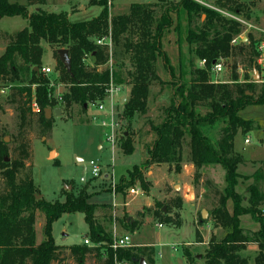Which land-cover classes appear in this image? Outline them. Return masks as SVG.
<instances>
[{
    "label": "trees",
    "instance_id": "trees-1",
    "mask_svg": "<svg viewBox=\"0 0 264 264\" xmlns=\"http://www.w3.org/2000/svg\"><path fill=\"white\" fill-rule=\"evenodd\" d=\"M215 1L217 7L196 0L132 3L127 13L110 15L108 0H96L92 3L102 6L97 16L71 22L65 12H49L40 7L28 12V5L39 6L45 0H26L25 3L0 0V19L21 16L27 21V26L15 33L0 31V38L6 41L0 54V87L8 90L6 101L12 103L18 112L19 129H23L29 118L35 116L42 134L51 130L54 121L53 117L45 118V108L53 110L59 106L71 113L72 107L78 105L85 113L90 104L105 99L110 83L128 88L123 117L130 119L135 114L145 115L149 110L150 86L159 81L157 61L160 59L163 67L169 62L162 38L171 27L179 34L181 22H184L182 40L190 45L193 56L198 60L204 59L205 64L203 67L194 66L193 59H190L187 82L175 79L170 73L172 78L168 83L172 93L168 104L158 108L156 121L151 117L145 119L152 134L150 144L141 143L146 156L139 166L134 165L129 171V181L124 183L123 176L120 177L116 191L122 192L136 180L143 189H147L140 178L141 167L167 163L174 164L177 172L182 161V148L186 144L189 148L187 161L194 166L195 180L200 177L199 169L205 164H218L225 172L224 192L220 193L211 211L214 224L223 228L225 233L220 239L211 236L204 264H249L247 256L241 252L250 243L257 246L254 264H264V213L257 208L264 203V163H260L252 174L253 182L247 186L249 206L243 207L235 186L240 176L237 167L245 164L246 160L234 149L235 135L254 129L252 120L241 117L239 112L252 104L264 105V83L257 85L249 81L248 75L251 67L258 69L254 60L259 53L258 45L264 39H256L247 33L246 41L239 38L232 44L231 41L242 34L243 25L219 10L224 7L227 12L247 18L248 7L239 0ZM42 41L54 47L56 58L57 49L68 50L70 71L57 58L56 67L60 75L54 83L42 72ZM223 57L234 59L231 82L211 81L209 71L213 63ZM236 57L243 65L242 73L236 71ZM87 58L90 62L86 61ZM177 66L181 74L184 65L180 57ZM241 76L242 81L239 80ZM58 83L64 85V91L57 96L53 90ZM33 103L36 110L32 108ZM219 123L222 125L219 135L212 141L203 129ZM21 132L19 130L16 136L18 143L14 151L17 155L8 162L4 159L9 151L8 143L4 141V135H0V177L3 182L0 191V264H63L68 259L71 264H86L88 257L95 259L94 264H138L140 258H144L147 264H154L153 246L112 249L113 235L98 217L107 221L112 218L118 220L122 228L129 231L138 228L143 223L142 219L137 217L133 221H125L113 217L111 205L88 201L93 193L84 191L76 196L66 193L63 201L36 198L39 193L31 173L23 172L25 160L30 157V147ZM118 144L124 154L134 150L131 133L122 136ZM228 199L232 202L231 213L226 208ZM181 203L182 198L175 195L164 202L155 201L145 210L148 214L155 213L159 224L172 222L179 225L180 219L174 218L171 207ZM37 211L44 215V238L38 243L34 228ZM75 212L84 214L92 245L55 244L53 222L64 213ZM243 214H250L259 224L258 230L252 231L250 237L239 224V216ZM136 215L141 216V213L138 211ZM203 222L200 217L198 224ZM201 241L198 233L197 242ZM101 245H104L105 252ZM185 256L187 263L192 264L187 249Z\"/></svg>",
    "mask_w": 264,
    "mask_h": 264
},
{
    "label": "rangeland",
    "instance_id": "rangeland-1",
    "mask_svg": "<svg viewBox=\"0 0 264 264\" xmlns=\"http://www.w3.org/2000/svg\"><path fill=\"white\" fill-rule=\"evenodd\" d=\"M18 1L26 2V0ZM111 1L112 5L108 7L109 14L116 15L127 13L132 3H150L156 0ZM239 1L245 7H248L247 18L243 17L242 14L239 15L246 23V25H243L244 30L241 34V41H246V38L243 37H246L247 33H251L256 39H264V0ZM92 2H96V0H45V3L39 6L28 5L27 9L29 13L35 11L38 7L49 12H65L71 22H77L89 20L100 13L102 6ZM202 3L217 7L215 0H202ZM225 7H228V5ZM220 9L227 11L224 7ZM183 25L184 22H181L182 29L179 34L178 31L171 27L169 32L162 38L163 49L168 56L169 62L168 66L163 67V62L160 59L157 61L159 81L153 82L150 86L149 110L147 111L150 113L148 114L149 116H146L147 113L145 115L135 114L130 119L122 116L128 88L121 86L118 92L113 95H107L102 101L105 104V109L102 113L96 112L90 106L85 113L81 112L78 105L72 107L71 113L61 109L59 115L51 114L50 117H53L54 120L52 128L46 134H42L36 124L35 116L29 118L23 129H19L18 112H16L12 103L6 101L8 90L0 87V102L2 103L0 135L8 138L6 143H8L9 148L8 155L4 158L5 161L8 162L17 155L14 151L18 143L16 142V136L19 130L20 132L22 131V137L29 142L30 147V157L25 160L26 167L23 172L30 171L33 183L41 197L51 202L55 200L63 201L66 193L76 196L81 191H84V193L92 191L95 194L88 198V201H116V205H111L112 216L114 214L125 221H133L138 217V219L143 220V223L134 231H129L119 229L122 226L118 220L112 218L107 221V219H102L99 212H97L96 214L100 216L98 217L99 220L102 221L113 236L117 234L126 235L132 244L151 243L155 251V264H188L185 256L186 249L192 257V264H204V254L211 236L215 239H220L225 233V230L214 224L211 218V211L217 204L220 193L224 192L225 172L218 164H205L199 169L200 177L195 180L194 166L193 169H190L189 165L191 163L187 161L189 148L186 144L183 145L182 161L179 163V170L177 171V173L181 172L179 178L181 189L174 190L172 184L177 183V180H172L174 176L169 178L167 176V172L176 173L174 164H152L140 169V178L143 179L147 189H143L136 180L129 187L124 188L122 192L116 191L120 177L123 176L124 183L129 181V171L134 165L139 166L146 156L141 143L148 142L150 144L152 134L148 131L149 126L145 119L146 117H151L156 121L159 114L158 108L168 104L172 93V88L168 81L172 76H175V79L187 82L189 78L188 61L193 59L194 66L197 65L198 59L193 56L190 45L182 40L184 35ZM25 26H27V21L21 16L3 17L0 19V31L3 33L12 34ZM5 42L4 39L0 38V54ZM41 46L43 48L42 67L48 66L51 68L47 75L51 78V82L54 83L60 75L55 63L57 58L55 55L53 56L54 47L44 41L41 42ZM179 57L184 65L181 74L177 66ZM235 59L237 63L236 71L237 73H242L243 65L241 60L239 57ZM86 61L90 62V59L87 58ZM218 61L222 63V71L215 73L210 70L209 79L216 82H231L234 59L223 57L219 58ZM109 65L111 64L109 63ZM170 65L171 67H169ZM254 70L251 67V71L248 72V75H250L249 81H257L259 79ZM239 80L242 81V76ZM261 84L263 83H257V85ZM63 91L64 85L62 83L54 85V95L58 96ZM246 93L250 94L251 92ZM123 97L124 101H122ZM93 115L99 116L105 121L118 120V128L115 131V135L127 136L131 133L134 150L130 154H124L118 143L113 148L108 141L104 140L105 129L97 121L94 122L92 119ZM239 115L245 119L252 120L254 129L244 134L238 132L234 138V149L247 159L260 158L246 160L245 164L237 167V172L240 176L238 177L235 191L240 195V204L243 207H248L249 193L247 192V186L253 182V172L257 167H260V163H264V159H261V157H264V105H249L241 110ZM221 126V123L207 126L206 128L204 127L203 132L207 134L210 140L214 141L219 135L218 130ZM247 137L250 139L249 144L243 141ZM52 150L54 153L49 156ZM90 160L99 164L102 173L106 171L112 172L114 186L111 184L110 177L92 178ZM160 166L161 170L158 172L157 167ZM166 167H168L167 170ZM80 177H83L85 182H81ZM208 183L210 184L208 185ZM130 188H139V193L136 195L130 194ZM2 189L3 182L0 177V191ZM113 191H115V194H113ZM162 191L168 193L181 192L184 195V200H182L180 206L171 207V214L174 218L180 219L179 225H175L172 222H162L158 226L160 220L155 217V213H146V206H142L147 201H151L153 197L160 196ZM167 199L154 200V202H164ZM139 206H142L140 210L134 211L132 209ZM226 208L231 213L232 202L230 199L226 202ZM257 208L264 213V203ZM202 210L207 211V216L202 219L203 223L198 224ZM138 211L141 216L136 215ZM43 224L44 215L37 211L34 222L35 240L37 242L44 238ZM239 224L245 229L249 237L252 231H257L259 228V224L253 220L250 214L240 215ZM114 225L118 228L117 233H115ZM88 231L84 214L80 212L64 213L52 224V236L57 245L81 244L86 237L89 238ZM198 233L201 239L204 238L207 241L206 243L197 242ZM90 244L92 242L89 238L88 245ZM101 247L104 251V245H101ZM241 253L247 256L249 264H254L257 246L250 243ZM94 262L95 259L93 257H88L86 264H94ZM63 264H71V262L68 259ZM118 264L123 263L119 262Z\"/></svg>",
    "mask_w": 264,
    "mask_h": 264
},
{
    "label": "built area",
    "instance_id": "built-area-1",
    "mask_svg": "<svg viewBox=\"0 0 264 264\" xmlns=\"http://www.w3.org/2000/svg\"><path fill=\"white\" fill-rule=\"evenodd\" d=\"M222 14H224L226 17L234 19L235 21H238L239 23H241L242 25H246L245 21L237 14L235 13H231V12H227V11H223V10H219ZM264 32V31H263ZM241 39V35L235 39H233L231 41V43H235V41H237L238 39ZM98 43H100L101 41H97ZM258 50L259 53L257 55V57L254 60L255 65L258 67L257 69V75L259 77V79L257 81H252L255 83H264V40L260 42V44L258 45ZM111 64V61L109 62ZM205 64V60H198L197 65L198 67H203ZM222 63L219 62L218 60L215 61L212 65L211 70L215 73H219L222 71ZM253 69H256L255 66H253ZM51 71V68L46 66V67H42V72L45 74H48ZM251 71V70H249ZM120 85H113L112 83H110L108 89H107V95H113L116 92H118V90H120ZM106 95V96H107ZM106 98V97H105ZM90 107H92L94 110H96V112L102 113L105 109V104H103L102 102L97 103V104H90ZM32 108L34 110H36V105L35 103L32 104ZM113 112V111H111ZM110 112V113H111ZM92 119L98 122V124L105 129L104 132V140L108 141L110 143V145L114 148L119 139L122 136H118L117 134L115 135V131H117V125H118V120H113L111 119L110 121H105L104 119H101L99 116L93 115ZM244 143L249 144L250 143V139L247 137L244 139ZM89 164L91 166V174H92V178H104L110 177L111 180V184H113L114 186V181H113V174L110 171H106L105 173H102V170L99 166V164L93 160L89 161ZM80 181L81 182H85V179L83 177H80ZM129 193L136 195L139 193V188H130L129 189ZM113 194H115V191H113ZM161 224L158 223V226H160ZM84 244H89V240L88 238H85L83 240ZM134 244H132L128 237L126 235H114L113 236V241L111 244L112 249H116L119 247H129V246H133Z\"/></svg>",
    "mask_w": 264,
    "mask_h": 264
},
{
    "label": "crops",
    "instance_id": "crops-1",
    "mask_svg": "<svg viewBox=\"0 0 264 264\" xmlns=\"http://www.w3.org/2000/svg\"><path fill=\"white\" fill-rule=\"evenodd\" d=\"M196 1H198V2H200V3H202V0H196ZM203 3H205V2H203ZM97 4V3H96ZM109 5H112V1L111 0H108V7H109ZM202 18H203V16H202ZM243 38H246V37H243ZM2 50L1 51H3V49H4V46L1 48ZM53 56H54V52H53ZM55 58V57H54ZM41 62H42V58H41ZM56 63V62H55ZM55 65V64H54ZM244 141V140H243ZM244 157V156H243ZM244 159L245 160H255V159H260V158H253V159H247V158H245L244 157ZM261 159H264V157H261ZM161 164H167V163H161ZM161 164H158V165H161ZM168 165H170V164H168ZM190 166V169H193V165H192V163H191V165H189ZM158 168V172H160V170H161V166L160 167H157ZM167 168L168 167H166V170H167ZM169 172H167V176H168V178L169 177H171V176H174V178H172V180H177V183H173L172 184V188L174 189V190H176V189H181V184L179 183V178H180V174H181V172L180 173H173V174H171V173H169ZM175 175H176V177H175ZM168 181V180H167ZM149 190H150V188H149ZM90 193H93L92 191L90 192ZM93 194H95V193H93ZM148 194H149V192H148ZM148 194H146V195H148ZM175 195H179L181 198H182V200H184V195L180 192V193H177V192H175V193H168V192H164V191H162L161 192V194H160V196H158V197H153V199L150 201H147L146 202V204L145 205H142V206H146V207H151V206H153V202H154V200H161V199H163V198H170V197H173V196H175ZM93 196V195H92ZM91 196V197H92ZM90 197V198H91ZM91 202V201H90ZM92 203H96V204H109V205H116L117 204V202L116 201H107V202H92ZM142 206H139V207H137V208H132V209H134V211H136V210H140V208L142 207ZM112 209V208H111ZM113 216H115L114 214H113ZM116 217V216H115ZM117 218H119L120 219V217L119 216H117ZM117 227H116V225H114V230H115V233H117ZM119 229H124V228H122V227H119ZM118 235V234H117ZM87 238V237H86ZM202 241H201V243H206L207 241L204 239V238H202L201 239ZM37 242V241H36ZM38 243V242H37ZM84 243V242H83ZM134 245H141V246H153L151 243H133ZM88 245V244H87ZM90 245H92V244H90ZM153 249H154V247H153ZM154 253H155V251H154ZM153 260H154V264H155V254L153 255ZM123 264H128L127 262H122Z\"/></svg>",
    "mask_w": 264,
    "mask_h": 264
},
{
    "label": "water",
    "instance_id": "water-1",
    "mask_svg": "<svg viewBox=\"0 0 264 264\" xmlns=\"http://www.w3.org/2000/svg\"><path fill=\"white\" fill-rule=\"evenodd\" d=\"M56 55H57V58L58 60L62 63V65L64 66V68L67 70V71H70V67H71V63H70V58H69V55H68V50L65 49V48H59L56 50ZM34 70H38V67H34ZM254 72H258L257 69L254 70ZM122 101H124V97L122 98ZM54 113L55 115H59L61 113V109L60 108H55V109H51V108H45L44 109V116L45 118H49L51 116V114ZM147 112L146 116H149ZM4 141H8V138L5 137L4 138ZM54 151H50V154L49 156L53 155ZM36 198H41V195L40 194H37L36 195ZM207 216V211L205 210H202L200 212V217L201 219H205ZM138 264H147L146 261L144 260V258H140L139 259V263Z\"/></svg>",
    "mask_w": 264,
    "mask_h": 264
}]
</instances>
